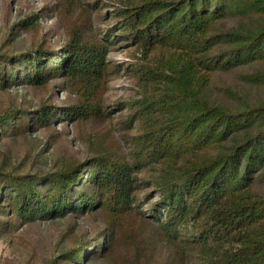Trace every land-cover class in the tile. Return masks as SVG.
<instances>
[{
  "label": "trees",
  "instance_id": "16d2710c",
  "mask_svg": "<svg viewBox=\"0 0 264 264\" xmlns=\"http://www.w3.org/2000/svg\"><path fill=\"white\" fill-rule=\"evenodd\" d=\"M59 1L80 16L69 40L0 53V92L63 78L77 101L10 106L0 112V140L48 129L58 116L80 123L111 114L101 99L109 43L90 33L84 0ZM118 8L119 26L143 53L137 98L120 121L136 130L133 140L92 145V156L50 171L0 169V227L101 210L102 235L45 264H116L121 245L134 264H264V0H121ZM28 19L19 24L31 28ZM236 69L239 83L216 85L215 73ZM142 187L157 195L152 217L135 201Z\"/></svg>",
  "mask_w": 264,
  "mask_h": 264
},
{
  "label": "rangeland",
  "instance_id": "374dc122",
  "mask_svg": "<svg viewBox=\"0 0 264 264\" xmlns=\"http://www.w3.org/2000/svg\"><path fill=\"white\" fill-rule=\"evenodd\" d=\"M89 11L90 33L106 37L109 43L108 62L110 76L102 87L101 99L111 114L96 121L75 122L55 117L48 129L33 127L26 136L4 137L0 140V169L17 167L23 173L50 171L64 161L79 162L92 156V145H107L121 141L128 147L136 130H124L120 121L132 110L131 101L137 98L135 80L137 62L143 58L142 50L132 44L120 25L121 0H84ZM59 0H0V53L25 52L33 47L58 49L69 40L70 25L79 20V13L60 9ZM36 17L28 19L30 16ZM36 22L31 28L19 24L23 20ZM228 19V26L235 25ZM113 30V31H112ZM88 32V31H87ZM161 54V50L155 52ZM166 54V53H164ZM239 69L214 74L216 85L239 83ZM221 92L218 91V94ZM77 95L70 92L64 79L51 80L44 87L18 85L0 92V112L10 106L37 108L41 103L57 107L71 106ZM121 150V144H120ZM136 202L142 204L149 217L148 202L156 200L147 195V188L139 190ZM163 213V209H160ZM106 214L101 210L92 214L68 215L56 220H37L20 223L10 232L0 227V264H45L60 256L68 247L80 240H91L104 232ZM156 224V218L152 219ZM116 264H134L132 252L119 246ZM97 264H111L107 259Z\"/></svg>",
  "mask_w": 264,
  "mask_h": 264
}]
</instances>
